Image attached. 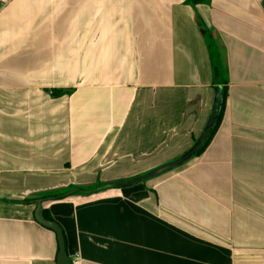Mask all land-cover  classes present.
<instances>
[{
    "label": "crops",
    "instance_id": "crops-1",
    "mask_svg": "<svg viewBox=\"0 0 264 264\" xmlns=\"http://www.w3.org/2000/svg\"><path fill=\"white\" fill-rule=\"evenodd\" d=\"M197 16L220 53L224 113L202 154L148 178L196 146L215 109ZM69 90L59 137L52 92ZM24 149L70 166L39 177ZM38 200L71 262L264 264V0H0V264H57Z\"/></svg>",
    "mask_w": 264,
    "mask_h": 264
},
{
    "label": "trees",
    "instance_id": "trees-1",
    "mask_svg": "<svg viewBox=\"0 0 264 264\" xmlns=\"http://www.w3.org/2000/svg\"><path fill=\"white\" fill-rule=\"evenodd\" d=\"M209 2H210V0H188V5H190L192 8L195 9L199 5H208ZM196 19H197V25H198L200 31L204 32L203 36H204V39L206 41L207 48H208V51H209V55H210V58H211V61H212V68L214 70V75H215V72H217V74H218V78L214 80V83H215V85L217 87H221L222 88V93H221L222 103L218 107V113H217L212 125L203 134L201 140L198 142V145H196L192 149V155L188 158V160L190 158H192V157L199 156L200 154H202L205 151V149L208 147L210 142L212 141V139H213V137H214V135L216 133V130H217V128H218V126H219V124L221 122V119H222V116H223V113H224V109H225L227 96H228L227 88L223 87V81H222L223 68H222V64H221L220 53H219V50H218L217 43L210 36V32L206 29L205 24L203 23L202 19L199 16H197ZM187 155H188V153L186 155H184V156H187ZM184 156L182 158H184ZM182 158L177 159L176 161L171 162V163L172 164H177V163H179L182 160ZM171 163H169V164H171ZM181 165L182 164L179 163L177 166H181ZM141 178H142V176H139V177H135V178H132V179H129V180L114 181V182H111L110 184H106V185L101 184L100 186H96V187H100L101 189H105V190L106 189H114V190L115 189L116 190L117 189H123V188H126L128 186H132V185L141 183V181L139 182V180ZM98 190H100V189L99 188H93V189L89 188L88 191H83V189H79L78 193H90V194H92L95 191L97 192ZM59 194H60V196H63L66 193L64 191H60ZM57 195L54 194V196H50V197H57ZM44 217H45L46 220L54 222V220L51 218V216L49 215L48 211H46V210L44 211Z\"/></svg>",
    "mask_w": 264,
    "mask_h": 264
},
{
    "label": "rangeland",
    "instance_id": "rangeland-1",
    "mask_svg": "<svg viewBox=\"0 0 264 264\" xmlns=\"http://www.w3.org/2000/svg\"><path fill=\"white\" fill-rule=\"evenodd\" d=\"M77 90H69V91H53V98H54V108H55V115H54V123L51 128L52 131L56 133H59L56 134V135H60L62 134V127L57 123V120L60 119L62 117L63 114L61 113H57L59 112L60 110H62L64 108V106L69 110V108L72 107L73 105V102L72 101H67V103H63V100H62V97L65 96V97H68L70 95H72L74 92H76ZM59 97V98H58ZM61 97V98H60ZM39 114H43L42 111L40 110L39 111ZM42 119L43 117H41L40 120V124L42 122ZM56 122V123H55ZM36 128V125H30V123H25L24 121V124H23V139L24 141L25 140H30L31 137H33V134H36L34 132H32V129H35ZM38 128V127H37ZM46 126H40L39 125V132H44L46 130ZM39 135V138H41V133L38 134ZM61 137V135L59 136ZM59 145L61 146L62 143H59ZM56 151H61L63 152L64 150H56ZM48 150L47 149H39V150H36V149H24V153H26L27 156H25L24 158H27L28 156H35V158L33 159V161H38L37 165H35V163L32 164L31 168H32V171L33 172H37L36 174H38L37 176L39 177H48V174L51 172L50 169H52V165H54L53 163H49L50 162V159H52V157L47 153ZM37 156V157H36ZM50 157V158H49ZM70 165L69 164H65L63 166H60V165H54V168H55V174L58 173V171L60 172L61 168L64 167H69ZM24 169H25V165L23 166ZM10 183V182H9ZM16 183V182H15ZM19 183V182H17ZM24 187L23 189L24 190H28V188L25 186L30 183H36V182H29V181H24L22 182ZM41 184L44 183V184H49L51 182H40ZM111 182H101V181H96L95 182V185L94 186H83L81 187V189H83V191H88L89 188H99L100 190H98L97 192L95 191L94 193L88 195V196H96V195H100V193H103L104 191L108 190V189H101L100 187H96V186H100L101 184L103 185H106V184H110ZM10 184L7 185V187H9ZM75 184L73 183H69V186L68 188L66 189L65 193L67 192H71L73 189H78L77 186H74ZM51 187V186H56V185H46V187ZM73 194V193H72Z\"/></svg>",
    "mask_w": 264,
    "mask_h": 264
},
{
    "label": "water",
    "instance_id": "water-1",
    "mask_svg": "<svg viewBox=\"0 0 264 264\" xmlns=\"http://www.w3.org/2000/svg\"><path fill=\"white\" fill-rule=\"evenodd\" d=\"M201 33L204 35V32L201 31ZM217 78H218V74H217V72H215V79H217ZM221 93H222V88L217 87L216 91H215V100H214L215 101L214 102L215 109L212 113L211 120H210L207 128H209L212 125V123H213V121H214V119L218 113V107L222 103ZM196 145H198V143ZM191 155H192V150H190L188 152V155L184 156V158H182V160L179 163H181V164L185 163ZM179 163H177V164L171 163V164H167L165 166H162V167L156 169L155 171H152L147 177L152 178V177L157 176V175H162V174L174 169L175 167H177V165ZM43 204H44L43 200H38L36 202L37 206H36V210L34 212V218L39 225H41L42 227L52 231L56 235L58 247H59L57 264H72L71 259L67 253L66 240H65L63 230L56 222L48 221L45 219Z\"/></svg>",
    "mask_w": 264,
    "mask_h": 264
},
{
    "label": "built area",
    "instance_id": "built-area-1",
    "mask_svg": "<svg viewBox=\"0 0 264 264\" xmlns=\"http://www.w3.org/2000/svg\"><path fill=\"white\" fill-rule=\"evenodd\" d=\"M72 264H80L78 258H73Z\"/></svg>",
    "mask_w": 264,
    "mask_h": 264
}]
</instances>
